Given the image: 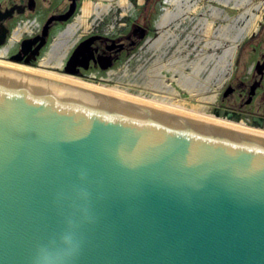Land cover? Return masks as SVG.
<instances>
[{
    "label": "water",
    "instance_id": "water-1",
    "mask_svg": "<svg viewBox=\"0 0 264 264\" xmlns=\"http://www.w3.org/2000/svg\"><path fill=\"white\" fill-rule=\"evenodd\" d=\"M0 264H264V134L0 62Z\"/></svg>",
    "mask_w": 264,
    "mask_h": 264
},
{
    "label": "flooded vegetation",
    "instance_id": "flooded-vegetation-1",
    "mask_svg": "<svg viewBox=\"0 0 264 264\" xmlns=\"http://www.w3.org/2000/svg\"><path fill=\"white\" fill-rule=\"evenodd\" d=\"M45 2H49L47 7ZM83 2L0 0V58L6 54L8 59L0 62L31 70H61L75 80L90 78L97 82L107 80L105 75L123 57L129 55L130 61L133 60L137 49L149 47L163 31L182 30L181 21L164 28L159 26L165 12L173 9L171 0H126L124 4L120 0H92L93 9L87 18L83 17ZM71 25L75 29L68 39L67 50L60 60L53 62L56 66L48 65L46 59L53 43ZM175 34L177 42L170 47L176 49L183 39L178 32ZM37 64L43 69L32 68ZM161 75L165 76L164 71Z\"/></svg>",
    "mask_w": 264,
    "mask_h": 264
},
{
    "label": "rangeland",
    "instance_id": "rangeland-1",
    "mask_svg": "<svg viewBox=\"0 0 264 264\" xmlns=\"http://www.w3.org/2000/svg\"><path fill=\"white\" fill-rule=\"evenodd\" d=\"M90 1L92 0H85V2H83L81 6L82 10L86 3H91ZM260 2L261 0H253L252 4L256 5ZM48 3L49 2L44 3L45 7L48 6ZM199 6L200 8L196 13H191L189 17L182 22V30L178 29L179 31H173L174 33L178 32L179 37H182V41H184L185 50L181 53V56L186 57V62H191L196 59L198 55L204 53H216L217 55H220L230 44L229 42H224L220 48L215 50L207 49L205 48V44L211 36L204 33L192 32L197 20L202 18L210 20L208 17L209 7L213 8L214 6V8L218 7L217 9L221 8L223 10V15L226 14V17L229 18H237L241 12V10L220 5L214 0H201ZM262 6L259 10H252V13L261 15V19L258 21L257 30L249 34L250 36L244 35V38L239 41L235 55L232 59L231 70L226 76H229L228 79L220 88L216 85H212V89L205 94L206 97L215 95L214 102L199 101L198 99L192 98L191 95L184 92L176 83L179 74L163 70L166 84L170 82L168 85L171 87L175 86L179 91H177L178 96L174 98L181 101L180 106L182 108L193 111L194 108L202 106L203 110L201 113H203L204 116L211 118H218L216 117V113L218 112V115L223 117L221 119H227V115L230 113L232 114L233 121H238L237 123L244 122L253 128L264 130V0ZM60 8L61 6L59 9ZM247 19H250V16H247L246 20ZM223 24H225L223 21L215 22L212 28L213 31L215 32V30ZM243 24V22H238L237 26L242 27ZM188 35L192 36L191 41L186 40ZM175 50L174 47H170L165 51V54H161L148 49V46L143 48L140 47L135 51L136 56L133 60L130 61L129 55L123 57L121 62L105 75L107 80H98L97 82L92 81L90 78L83 80L88 81L93 85H101L106 89L121 94V96L124 95L125 97H136L141 100L143 99V101H151L159 94L149 89L147 90L145 86H143L144 84L141 74L143 70L148 68L158 57V54L163 60H166ZM46 53H48V51ZM44 56H46V54H44ZM6 57L5 54V57L0 58V60L8 61ZM32 68L43 69L40 64L34 65ZM209 68H211V66ZM46 70L35 71H40L45 74L58 73L60 76H65L62 74L63 72L61 70L51 68H46ZM183 72L184 74L191 73V69L186 67ZM207 73L208 72H203L201 77H206ZM167 78H169V80ZM83 80L77 79V81ZM175 88L173 89L176 90ZM236 117H238V119ZM258 118L262 119V125H259L256 121Z\"/></svg>",
    "mask_w": 264,
    "mask_h": 264
},
{
    "label": "bare ground",
    "instance_id": "bare-ground-1",
    "mask_svg": "<svg viewBox=\"0 0 264 264\" xmlns=\"http://www.w3.org/2000/svg\"><path fill=\"white\" fill-rule=\"evenodd\" d=\"M200 1L201 0H171L170 3L172 4L173 9H168L165 12V14L162 16L159 26L164 28V26H168L172 23L185 21V19L188 18L191 13H196L199 10ZM214 1L225 7L241 10L240 15L237 18H229L226 17V15H223V11L219 10L221 8L217 9L218 7L214 8V6L213 8L209 7L208 17L210 18V20L205 18L197 20L192 32L204 33L208 36H211L205 44V48L207 49L215 50L217 48H220L224 44V42H229V46L226 47L220 55H217L216 53H204L198 55L196 59L192 60L191 62H186V57L181 56V53L185 50L184 41L180 42L171 56H169L166 60H163V58L158 54V57L151 63L148 68L143 70L141 74L143 78V86H145L147 90H152L159 95L155 96L151 101H143V99L141 100L140 98L136 97L128 98H133L136 100L147 102L149 104L203 118L209 121L219 122L228 126L264 134L263 129L253 128L244 122L233 123L228 117L227 119H221L204 116L203 113H201L203 110L202 106L194 108L195 110L193 109V111L182 108L180 106L181 101L174 98L178 96V92L174 90L170 85L166 84L164 76L161 75V72L163 70L179 74V78L176 79V83L184 92L188 93L192 98L198 99L199 101L214 102L215 95L206 97L205 94L212 89V85H216L218 88H220L228 79L229 76H226L231 70L232 59L237 48L235 42L238 41L237 43H239V41L244 38V35L247 36L257 30L258 21L261 19V15L252 13V10H259L262 6L263 0H261V2L256 5L252 4L253 0ZM125 2L126 0H120L121 4H124ZM92 9V3H86L85 7L83 8V17H89L91 15ZM104 9L106 10V8ZM247 16H250V19L246 20ZM217 21H223L225 22V24L218 27L214 32L212 29L213 24ZM82 22L84 23L85 20H82ZM238 22H243V26H237ZM73 29H75V25L69 26L68 29L65 32L61 33L60 36L55 40L51 51L49 52L48 58L46 59V63H48V65L61 59L62 54L68 48L67 42L73 33ZM176 40L177 35L173 31H163L157 40L149 44L148 49L156 53L165 54V51L168 49V47L177 42ZM186 40L191 41L192 36L188 35ZM53 64L54 66H56L55 63ZM9 65L17 66L14 64ZM210 66L211 68H209ZM17 67L22 68L21 66ZM186 67H189L191 69V73L184 74L183 71ZM24 69L27 68L25 67ZM27 70L45 74L40 71L31 69ZM203 72H208L206 77L204 78L201 77V74ZM45 75L70 80L79 84H85L87 86H92L101 90H106L108 92L118 94L112 90L106 89L101 85H93L90 83H86L85 81H77L68 76H59L54 73H46Z\"/></svg>",
    "mask_w": 264,
    "mask_h": 264
},
{
    "label": "trees",
    "instance_id": "trees-1",
    "mask_svg": "<svg viewBox=\"0 0 264 264\" xmlns=\"http://www.w3.org/2000/svg\"><path fill=\"white\" fill-rule=\"evenodd\" d=\"M238 119V117H236Z\"/></svg>",
    "mask_w": 264,
    "mask_h": 264
}]
</instances>
